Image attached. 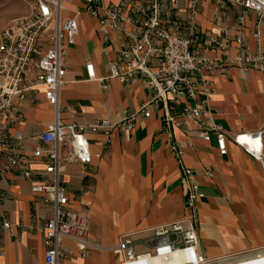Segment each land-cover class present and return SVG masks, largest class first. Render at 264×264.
Segmentation results:
<instances>
[{
  "label": "crops",
  "instance_id": "obj_1",
  "mask_svg": "<svg viewBox=\"0 0 264 264\" xmlns=\"http://www.w3.org/2000/svg\"><path fill=\"white\" fill-rule=\"evenodd\" d=\"M67 2L73 7L83 5L81 0ZM22 6L21 14L7 17L0 26L21 17L27 11ZM214 9L212 2L203 4L198 15L202 30L214 32L221 28L237 35L236 18L242 15L244 42L255 49L254 13L227 5L223 8L227 20L216 24ZM65 16L77 19L78 34L74 44L66 48V84L59 96L61 119L83 125L121 121L126 113L153 96V91L142 84L144 76L137 73L124 84L107 79L100 86L85 80V65L92 64L95 75L106 78L110 64L120 62L117 51L124 49L125 38L120 32L108 30L111 43L105 50L97 19L74 12ZM180 17L185 20L187 15L181 13ZM260 30V45L264 48V22ZM207 78L213 89L207 111L229 135L262 132L263 164L230 142L227 153L220 156L214 137L203 141L194 131L172 129L171 141L182 151V162L194 172L203 194L196 213L200 251L206 259L221 264H258L264 262V71L234 66ZM186 104L193 103L182 97L179 104L169 101L168 108L177 115ZM22 111L24 122L17 129L26 136L44 130L53 119V109L45 102L41 88L27 94ZM148 111L150 117L140 115L132 131H84L95 167L84 182L87 192L80 193L83 182L70 181L69 173L75 168L66 170L64 181L70 206L76 210L89 207L90 246L81 257L76 245L65 241L68 257L62 264H120V258L112 252L120 236L135 233L136 241L141 243L150 237L143 231L181 220L187 214L179 165L163 131L164 108L158 103ZM27 146L28 152L31 145ZM32 167L41 169L42 165L35 161ZM206 169L212 171V178L206 176ZM49 213L50 207L31 192L29 182L13 173L0 175V225L3 219L11 223L9 232L0 234V264H44L40 229ZM148 250V245L135 247L136 254Z\"/></svg>",
  "mask_w": 264,
  "mask_h": 264
},
{
  "label": "built area",
  "instance_id": "obj_2",
  "mask_svg": "<svg viewBox=\"0 0 264 264\" xmlns=\"http://www.w3.org/2000/svg\"><path fill=\"white\" fill-rule=\"evenodd\" d=\"M13 1L24 4L27 11L0 30V175L13 173L29 182L31 192L41 197L44 206L50 207L40 229L44 264H62L67 259L65 241L74 243L81 257L90 246L89 207L76 210L70 206L64 181L66 170L75 168L69 173L70 181L83 182L80 193L87 192L84 182L95 167L84 131H132L135 120L140 115L148 119V108L158 103L164 108L163 131L179 165L187 214L181 220L143 231L150 237L141 243L136 241L135 233L120 236L112 252L120 258V264H221L206 259L200 251L196 213L203 194L194 172L182 162V151L171 141V131H194L203 141L214 137L220 156L227 153V142H230L263 164L262 132L229 135L206 108L213 94L208 75L226 73L234 66L264 71V48L260 45L264 0H115L108 3L81 0L83 5L74 6L73 12L97 19L105 45L111 43L108 30L120 32L125 38L124 49L117 51L120 62L110 64L108 76L98 78L93 65L86 64L85 80L100 86L107 79L124 84L139 73L144 76L142 84L153 91L146 103L126 113L121 121H98L91 125L65 123L60 117L59 96L66 84V48L74 44L78 34L77 19L65 16L67 0ZM206 2L215 5L216 24L227 20L223 13L227 5L254 13L255 49L244 42L242 15L236 18L237 35H229L221 28L214 32L202 30L198 15ZM181 13L187 15L185 20L181 19ZM107 48L108 45L104 49ZM39 88L53 109V119L44 130L26 136L17 129L24 122L22 104L28 93H35ZM182 97L193 104L184 105L173 115L168 102L179 104ZM248 141L259 143L249 147ZM107 142L108 139L103 144ZM27 144L31 145L28 152ZM35 161L41 163V169L32 167ZM205 174L208 178L213 176L209 169ZM10 226L3 219L0 234L9 232ZM137 244L148 245L149 250L136 254Z\"/></svg>",
  "mask_w": 264,
  "mask_h": 264
},
{
  "label": "rangeland",
  "instance_id": "obj_3",
  "mask_svg": "<svg viewBox=\"0 0 264 264\" xmlns=\"http://www.w3.org/2000/svg\"><path fill=\"white\" fill-rule=\"evenodd\" d=\"M21 12H23V6L20 4V2L13 0H0V25L7 17L17 16L21 14ZM3 26H0V30ZM258 264H264V262Z\"/></svg>",
  "mask_w": 264,
  "mask_h": 264
},
{
  "label": "bare ground",
  "instance_id": "obj_4",
  "mask_svg": "<svg viewBox=\"0 0 264 264\" xmlns=\"http://www.w3.org/2000/svg\"><path fill=\"white\" fill-rule=\"evenodd\" d=\"M73 11H74L73 4L66 2L64 4V12L65 13H70V12H73ZM256 144H258V142L256 143V142L248 141L249 147H253ZM178 258H179V256H176V259H178Z\"/></svg>",
  "mask_w": 264,
  "mask_h": 264
}]
</instances>
